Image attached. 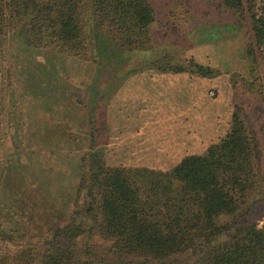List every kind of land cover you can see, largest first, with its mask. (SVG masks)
Instances as JSON below:
<instances>
[{
	"label": "trees",
	"instance_id": "1",
	"mask_svg": "<svg viewBox=\"0 0 264 264\" xmlns=\"http://www.w3.org/2000/svg\"><path fill=\"white\" fill-rule=\"evenodd\" d=\"M163 1L168 17L186 5V17L195 19L208 0ZM211 1L234 17L228 27L244 30L248 67L260 73L264 15L257 0ZM156 9L154 0H0V39L20 32L29 47L96 63L107 48L155 49ZM170 28L166 22L164 35ZM145 67L218 74L170 52L153 55ZM248 123L235 105L221 138L167 170L111 166L92 148L81 157L73 209L53 228L30 234L0 220V264H264V227H257L264 215L262 154Z\"/></svg>",
	"mask_w": 264,
	"mask_h": 264
},
{
	"label": "rangeland",
	"instance_id": "2",
	"mask_svg": "<svg viewBox=\"0 0 264 264\" xmlns=\"http://www.w3.org/2000/svg\"><path fill=\"white\" fill-rule=\"evenodd\" d=\"M154 2L158 34L150 52L111 53L107 48L95 63L29 47L20 32L0 39V220L8 227L38 234L67 217L81 157L92 148L101 151L107 164L126 166L119 154L111 153L110 143L106 145L113 133L109 122H119L127 83L136 79L147 85L159 75L145 65L164 52L218 72L204 77L209 106L228 115V128L235 105L247 114L248 129L262 154L264 181V94L259 80L264 66L260 73L248 67L244 30L228 27L235 19L215 1L200 3L195 19L186 17V5L172 9L175 15L168 17L166 2ZM257 11L264 15V0H257ZM166 22L170 37L163 33ZM130 89L135 93L137 87ZM257 227H264V215Z\"/></svg>",
	"mask_w": 264,
	"mask_h": 264
},
{
	"label": "crops",
	"instance_id": "3",
	"mask_svg": "<svg viewBox=\"0 0 264 264\" xmlns=\"http://www.w3.org/2000/svg\"><path fill=\"white\" fill-rule=\"evenodd\" d=\"M142 85L136 79L127 83L128 99L123 96L119 122H109L113 133L106 145L120 155V163L167 170L186 155L202 153L226 133L228 115L209 106L206 78L159 73ZM132 86L137 87L135 93L130 92ZM220 106H225L223 101Z\"/></svg>",
	"mask_w": 264,
	"mask_h": 264
}]
</instances>
